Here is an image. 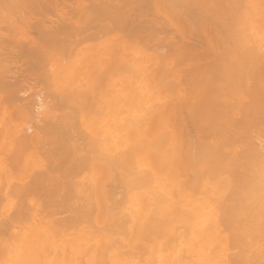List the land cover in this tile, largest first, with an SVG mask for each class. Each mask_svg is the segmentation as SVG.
Instances as JSON below:
<instances>
[{
    "label": "bare ground",
    "instance_id": "obj_1",
    "mask_svg": "<svg viewBox=\"0 0 264 264\" xmlns=\"http://www.w3.org/2000/svg\"><path fill=\"white\" fill-rule=\"evenodd\" d=\"M242 2L0 0V264H264V0ZM108 33L133 41L126 114L94 89L120 60L76 74Z\"/></svg>",
    "mask_w": 264,
    "mask_h": 264
},
{
    "label": "rangeland",
    "instance_id": "obj_2",
    "mask_svg": "<svg viewBox=\"0 0 264 264\" xmlns=\"http://www.w3.org/2000/svg\"><path fill=\"white\" fill-rule=\"evenodd\" d=\"M260 0H243V2H242V6H243V9L245 10V12L247 13V10H248V14L250 15H247L248 17H251V15L254 17H256L257 18V12H259V8H261V5L263 4V2H262V0H261V5L259 4L260 2H259ZM259 2V3H258ZM245 3H246V6H245ZM251 4V5H250ZM248 5L250 6V8L248 9L247 7H248ZM257 5H259V7L257 6ZM165 6V5H164ZM163 6V4L161 5V7H160V9L158 10V11H156L155 13H156V15H155V13H152V15L153 16H155V18L157 19V21H158V23L156 24V25H159V24H164L165 22L167 23V25H168V27L170 28V30H172V31H174V30H177V22H178V20H177V16H176V14L173 12V11H171L170 9H168L167 8V6H166V8L167 9H165V7ZM257 6V7H256ZM163 7V8H162ZM247 8V9H246ZM252 8H254L253 10H252ZM251 12H250V11ZM254 11V12H253ZM154 12V11H153ZM158 16H161L164 20H166V19H168V20H166V21H164V22H162L163 21V19L161 18V17H158ZM4 18H7V17H4ZM159 18H160V20H159ZM2 19V18H1ZM161 22V23H160ZM1 26H3V28L4 27H6V23L4 24V23H2L1 25H0V27ZM245 27V25H243L242 26V28L243 29H245L244 30V34H246V35H249V36H251V35H253L254 34V29L252 30V29H247V26H246V28H244ZM172 28V29H171ZM174 29V30H173ZM172 31H170L171 33H174V34H177V32L175 31V32H172ZM3 32H5L4 31V29H3ZM264 33V29L261 27L260 28V30H259V34H262V33ZM117 35H112V34H110V33H108V34H105L104 35V37H102L99 41L97 40V41H90L89 43L88 42H86V44H85V46H83L82 44L80 45L81 47H82V49H84L85 47H87L88 49H87V51L88 52H90V51H92V55L90 56V57H88L87 59H86V62L87 63H89V64H87V63H85L83 66L85 67V66H87L86 68H83V67H81L82 69H79V70H77L76 72V74L77 75H80V76H82L83 77V75H84V77L85 78H87V75L88 76H90L89 74H91V73H100L103 69H105L104 70V73L103 74H108V71L109 70H107L108 69V67H107V65H108V63L107 62H110V61H118V60H120L121 62H116L115 64H117V63H119V64H117V67L120 65V64H123L124 63V66L125 65H127V64H125V62L124 61H122V55H124V52L125 51H122V49L126 46V45H133V41H130V40H125V39H123L122 37L124 36V34H120V33H116ZM122 35V36H121ZM172 35V34H171ZM174 35H172V37H173ZM116 38V39H115ZM104 39V40H103ZM107 39H108V45L106 44V41H107ZM102 40V41H101ZM116 41V47L115 48H112L111 47V43H112V41ZM122 43H120L119 41ZM118 41V42H117ZM127 42V43H126ZM88 43V44H87ZM102 43V44H101ZM119 43V44H118ZM132 43V44H131ZM136 43V42H135ZM95 44V45H94ZM104 44V45H103ZM106 44V45H105ZM125 44V45H124ZM137 44V43H136ZM138 46H139V48H140V50L141 51H144V52H146L147 53V55L151 58V59H155V57H156V55H154L152 52H150V51H148L145 47H143L142 48V46H140L139 44H137ZM98 46H100V47H98ZM103 48H102V47ZM105 46V47H104ZM97 47L99 48V49H97ZM118 47H120L119 48V50L121 51H119L118 50ZM12 48H14V47H12ZM142 48V49H141ZM1 49V48H0ZM101 49V50H100ZM103 49H104V51H103ZM115 49V50H114ZM11 50H14V49H11ZM99 52H98V51ZM1 51V50H0ZM15 51H19V48L17 47V50H16V48H15ZM118 53V54H116V56H115V53L116 52ZM136 51L137 52H139V50L138 49H136ZM6 52V51H5ZM95 52V53H94ZM110 52V53H109ZM113 52V53H112ZM3 54V56H5L4 58L6 59V56H7V60H11L9 57H8V55H4L5 53L3 52V50H2V52L0 53V55H2ZM7 54V53H6ZM109 54V55H108ZM113 54V55H112ZM121 57H120V56ZM3 56H2V58L1 59H4L3 58ZM93 56V57H92ZM110 56H111V58H110ZM120 57V58H119ZM9 58V59H8ZM98 58V59H97ZM114 58H116V59H114ZM23 59H21V60H19V61H22ZM109 60V61H108ZM19 61H15V67L12 65L10 68H17L16 66H20L22 63H23V61H22V63L21 62H19ZM96 61V62H95ZM105 61V65L103 64V62ZM93 62V63H92ZM17 63L19 64L20 63V65H17ZM149 64L151 63L150 61L148 62ZM13 64V63H12ZM97 64V65H96ZM101 64V65H100ZM94 65V66H93ZM96 65V66H95ZM99 65H100V67H99ZM110 65V64H109ZM185 65V66H184ZM184 65H182L183 67L181 68H179V70L181 69H186L187 67H189V65H187L186 63H184ZM187 65V66H186ZM93 66V67H92ZM127 66H129V65H127ZM99 69H98V68ZM107 69H106V68ZM109 67H111V66H109ZM115 66L113 65L112 66V68L110 69L111 71H113V72H115L116 74H121V81L120 80H114L113 82H111V83H109L108 85H107V87L105 86V88L104 89H102V88H100V87H98V88H94V89H98V91L100 92V91H104V92H110V95H111V97H115V98H117L116 99V101H120L122 104H123V106H124V108H123V106L121 105L120 107H119V109H122V112H123V114L126 112L127 113V111H126V106L124 105V103H125V97L123 96V93H124V91L126 90L125 88H127V86H126V84L129 82V84H131L132 82H134V83H132V86H134V84L135 85H138V83H140L141 81H140V79H136V77H135V75H136V73H138L137 72V70H136V72L134 73L135 75H134V77H133V73H132V71H130V69L132 68V69H134V68H136V67H130L129 66V68H121V69H118L117 67V69L116 68H114ZM186 67V68H185ZM22 68V67H21ZM91 68V69H90ZM97 70H96V69ZM101 68V69H100ZM120 68V67H119ZM152 68V67H151ZM90 69V70H89ZM114 69V70H113ZM123 69V70H122ZM126 69H129V71L128 70H126ZM83 70H85V71H83ZM94 70H96V71H94ZM122 70V71H121ZM174 70H178V67H174ZM60 72H61V69L59 70ZM87 71V72H86ZM92 71H94V72H92ZM105 71H107V72H105ZM125 71H127L128 73H130V74H128L127 72L125 73ZM89 72H91V73H89ZM121 72V73H120ZM124 73V75H123V73ZM88 73V74H87ZM131 73H132V75H131ZM100 74H102V72L100 73ZM109 75V74H108ZM130 75V79H129V76ZM89 78V77H88ZM127 79V80H126ZM132 79H133V81H132ZM120 81V82H119ZM249 81V80H248ZM123 82V83H122ZM250 82V81H249ZM248 82V83H249ZM123 84V86H122V84ZM26 86V85H25ZM123 87V88H122ZM117 88V89H116ZM119 88H121V89H119ZM116 92H114V91ZM112 92V93H111ZM95 96H97L96 98L98 99V101H101V103H102V101H103V98H101L102 96L100 95V94H98V95H95ZM120 98H119V97ZM0 98H1V96H0ZM246 98H248V97H246ZM246 101H247V99H245ZM8 108H5V110H3L2 112L0 111V121L1 120H4L6 117H7V115H8ZM125 113V114H126ZM29 113L28 112H26V118L29 116L28 115ZM4 115V116H3ZM30 115H32V117H33V114L31 113ZM31 117V116H30ZM31 117V118H32ZM31 118H29V119H31ZM33 121H35L36 122V124H35V127H34V124H33V128H36L37 127V129H35L36 131H35V133L36 132H38L39 131V133H40V128L38 129V122L40 121V122H42L43 121V119H42V116H40V118H38V119H32ZM32 123H34V122H32ZM42 123H44V121L42 122ZM41 123V124H42ZM41 124H39V127L40 126H42ZM32 128V130H31V133L33 134L34 133V129ZM261 129H263L262 130V132H264V125H263V127L261 128ZM261 139V138H260ZM264 139V136L262 137V140ZM211 139H209V141H210ZM192 142V141H191ZM263 142H264V140H263ZM193 144H195V143H192V145ZM192 145L190 144L189 145V147H191V149L193 148L194 149V147H192ZM234 147L235 148H240V147H242L241 146V142H237V144L236 145H234ZM191 151H193V150H191ZM263 151V150H262ZM193 153V152H192ZM199 163H201V162H199ZM177 230H179V231H182L180 228H177L176 230L174 229V232H176L175 234L176 235H179L181 232H177ZM179 233V234H178Z\"/></svg>",
    "mask_w": 264,
    "mask_h": 264
}]
</instances>
